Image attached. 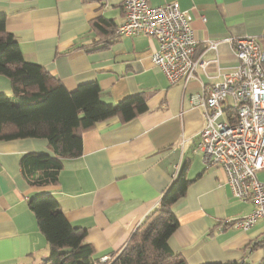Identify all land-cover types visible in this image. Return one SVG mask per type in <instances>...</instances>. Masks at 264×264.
Listing matches in <instances>:
<instances>
[{"label":"crops","instance_id":"obj_1","mask_svg":"<svg viewBox=\"0 0 264 264\" xmlns=\"http://www.w3.org/2000/svg\"><path fill=\"white\" fill-rule=\"evenodd\" d=\"M149 1L152 7L175 2L191 16L197 56L208 64L185 84L171 85L153 64L156 39L115 34L125 22L123 0H0V15L26 61L42 66L69 91L98 81L107 103L147 93L149 108L129 123L113 117L84 132L82 155L64 159L58 184L44 188L28 185L20 163L29 153L53 155L48 141H0V264H42L49 256L28 206L40 192L55 196L67 220L86 230L94 258L111 259L159 205L175 167L185 163L192 183L173 205L179 226L170 248L188 264H264V221L248 230L235 226L254 204L235 198L225 172L203 162L199 134L205 120L198 104L207 88L237 66L226 39L254 36L264 48V0ZM97 20L104 21L103 30L94 26ZM208 41L219 42L217 49L204 51ZM0 94L13 96L4 76ZM231 103L227 99L224 107ZM257 175L264 182V170Z\"/></svg>","mask_w":264,"mask_h":264},{"label":"trees","instance_id":"obj_2","mask_svg":"<svg viewBox=\"0 0 264 264\" xmlns=\"http://www.w3.org/2000/svg\"><path fill=\"white\" fill-rule=\"evenodd\" d=\"M6 19L0 15V76L9 80L13 96L0 94V141L46 139L53 155L29 153L20 165L29 186H53L59 182L63 160L82 155L84 132L113 117H119L124 124L147 113L148 94L137 93L117 103H107L102 100L98 81L67 90L42 66L25 60L15 37L7 31ZM94 26L103 30L104 21L97 20ZM188 169L185 163L163 192L159 205L137 226L122 249L106 261L94 258L95 250L86 241V230L67 220L55 196L49 192L34 195L28 206L50 249L42 264H188L169 246L179 226L173 205L192 183Z\"/></svg>","mask_w":264,"mask_h":264},{"label":"built area","instance_id":"obj_3","mask_svg":"<svg viewBox=\"0 0 264 264\" xmlns=\"http://www.w3.org/2000/svg\"><path fill=\"white\" fill-rule=\"evenodd\" d=\"M123 8L125 22L115 34H144L156 39L159 47L152 62L171 85L185 84L196 77L199 68L207 67L208 63L197 56L191 16L177 3L152 7L149 0H123ZM226 41L232 46L237 66L223 73V80L199 98L205 120L199 147L206 166L225 172L233 196L254 204L251 215L235 225L248 230L258 220L264 221V182L257 175L264 170V48L254 36H233ZM218 44L208 41L204 51L216 50ZM229 98L232 103L227 111L224 104ZM180 169V165L175 167L174 176Z\"/></svg>","mask_w":264,"mask_h":264}]
</instances>
